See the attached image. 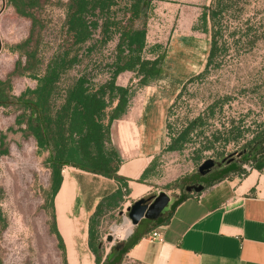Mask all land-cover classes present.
<instances>
[{
    "label": "rangeland",
    "instance_id": "obj_1",
    "mask_svg": "<svg viewBox=\"0 0 264 264\" xmlns=\"http://www.w3.org/2000/svg\"><path fill=\"white\" fill-rule=\"evenodd\" d=\"M68 1L50 0L42 7L33 9L39 25L33 30L29 46L36 48L39 62L34 71L37 73H42L54 52L69 44L63 26V3ZM136 2L116 0L111 13L122 21L130 14ZM235 6L236 11L224 17L226 28L223 33L227 51L221 66L211 69L203 78L186 83L181 97L171 110L170 123L174 129L179 128L186 118L191 119L203 112L214 99L225 95L228 98L216 107L213 116L208 117L203 134L198 135L193 143L180 152L162 150L155 156L152 161L154 174L150 178L148 192L142 196L127 194L117 209L104 213L99 225L103 252L127 237L119 236L117 229L125 219H130L127 206L134 200L164 191L170 196V202L164 209L166 211L182 195L187 185L195 182L205 184L214 178L235 174L239 168L244 169L246 162L242 161V155L249 148L247 143L254 135L264 131V0H237ZM183 9L158 3L156 5V2L151 1L145 21L144 54L150 57L156 56V53L165 54L161 68L164 74L159 76L160 84L164 89L169 88L175 96L190 77L203 70L210 43V32L194 29L198 20L190 26L182 16ZM188 9L191 14V8ZM30 28L29 18L19 15L6 0H0L1 79H6L17 59L25 62V56L18 51H11V46L25 40L30 34ZM245 34H254L258 39L250 46L245 43ZM118 36L116 31H112L108 37L97 29L93 40L85 43L79 52L81 54L86 46L94 43L93 49L83 54L82 61L62 77L61 86L71 84L86 71L95 74L92 78L94 85L104 82L109 76L105 64L114 59ZM177 40L188 43V52H181L183 64L175 67L172 64V53ZM155 44L160 45L158 51L150 53L149 49ZM137 81L138 77L133 71L121 73L116 80L118 85L132 84L130 86L134 93L130 99L131 107L138 98L144 101L149 90L144 87L139 90ZM176 82L179 83L177 88L174 87ZM35 85L36 81L30 77L29 71L22 75L15 74L11 77L10 93L19 95L27 87L34 88ZM108 99H111L110 95ZM150 102L147 107L154 105L156 110L160 109ZM172 102L167 108V114ZM18 113L20 110L14 105L0 106V134L5 135L1 149L7 148L6 153H0V260L2 264H86V253L81 257L71 255L70 263L66 249L63 254L59 248L58 238L52 230L53 222L55 225L57 223L50 198L48 152L38 149L35 139L28 132L21 131L26 125L16 124ZM123 120H128L129 127L135 126L136 120L125 113L113 121L111 127H116ZM231 130L238 137L227 141L232 136ZM164 133L168 142L166 122ZM121 138L129 139L130 142L135 140V137L128 134ZM203 146L208 148L196 159L194 150ZM209 158L214 160V167L208 174L201 176L198 166ZM147 223L151 222L143 221L142 225ZM134 228L135 225H132V231ZM112 229H115L118 238L115 237L111 245L106 235L112 233ZM70 253H73L72 250Z\"/></svg>",
    "mask_w": 264,
    "mask_h": 264
},
{
    "label": "trees",
    "instance_id": "obj_2",
    "mask_svg": "<svg viewBox=\"0 0 264 264\" xmlns=\"http://www.w3.org/2000/svg\"><path fill=\"white\" fill-rule=\"evenodd\" d=\"M6 1L19 15L30 19L31 28L25 40L11 46V51H18L25 56V62L22 63L20 59H17L6 79L0 78V106H16L20 110L16 116V124L24 123L26 128L21 131L28 132L35 139L38 149L48 152L47 164L51 173V205L60 187L61 171L64 166H73L116 181L118 187L99 200L89 217L88 246L95 256V264H120L122 255L137 242L138 238L116 242L110 247L104 261L100 262L103 254L102 242L99 238L101 217L106 211L117 209L130 191L127 179L118 174L121 158L118 149L111 142L110 129L112 122L120 119L127 112L134 93L131 86L123 87L116 83L118 75L125 71H133L138 77L137 86L139 88L154 82L161 73L165 54L156 53L160 45L155 44L149 49L150 53H156V56L150 57L144 54L145 21L152 0H137L130 14L122 21L116 19L111 13L116 0H69L63 3V26L69 37V44L54 52L42 73L34 71L39 59L36 57V48L29 46V43L34 28L39 25L33 9L42 7L50 0ZM236 3L237 0H212L210 5L205 6L200 13L199 24L194 25V29L205 32L210 23L209 49L203 70L183 84L169 107L166 119L168 142L163 149L165 152H180L188 144L193 143L198 135L203 134V127L208 117L213 116L216 107L228 98V95H225L214 99L203 112L191 119L186 118L179 128L174 129L170 123L171 110L181 97L186 83L203 78L211 69L221 66L227 51V41L223 33L226 28L223 24L224 17L236 11ZM97 29H100L102 34H107L108 37L112 31L119 34L114 59L105 64L109 74L108 78L94 85L92 78L95 74L86 71L71 84L62 87V77L82 61L83 54L93 49L94 43L86 46L81 54L79 52L85 43L93 40ZM246 32L248 33V29ZM245 35V43L250 46L258 39L254 34ZM26 71H29L30 77L36 81L35 87H27L19 95L11 94V77L15 74H25ZM108 95L111 99H108ZM230 133L232 136L227 138V141L238 137L233 135L234 130ZM4 138L5 135L1 133L0 153L2 154L7 152V148L1 149L4 145ZM247 145L249 148L242 155V161L254 162L264 155V131L254 135ZM207 148L208 146H203L195 149V158L199 159L202 151ZM238 172L245 173L242 168L236 171ZM224 178L220 176L210 180L203 184V190ZM194 184H199V182ZM192 194L198 193L185 190L174 205ZM163 216L162 214L153 221ZM52 230L58 238L59 248L65 254L64 243L55 222H53ZM0 264H2L1 260ZM65 264L69 263L65 262Z\"/></svg>",
    "mask_w": 264,
    "mask_h": 264
},
{
    "label": "crops",
    "instance_id": "obj_3",
    "mask_svg": "<svg viewBox=\"0 0 264 264\" xmlns=\"http://www.w3.org/2000/svg\"><path fill=\"white\" fill-rule=\"evenodd\" d=\"M152 1L161 6L183 7L182 16L191 26L211 0ZM200 8L202 11L198 12ZM205 32H210L209 24ZM181 52H188V43L177 40L172 53L175 67L183 64L178 59ZM159 76L152 82L155 85L142 86L149 89L144 101L138 98L128 107L126 113L136 120L135 126L129 127L128 120H123L110 129L111 142L121 158L118 174L127 179L129 194L136 196L149 191L150 178L154 174L152 161L167 143L166 114L175 93L164 89ZM178 86L176 82L174 87ZM150 101L160 109L156 110L154 105L147 107ZM127 134L135 140L121 138ZM251 163L245 173L225 177L200 193L169 206L159 220L141 219L123 240L138 238L122 255L120 264H264V155ZM61 174L62 181L53 205L56 227L63 238L69 262L72 256L81 257L86 253V264H95V256L88 246L89 217L99 200L112 193L118 184L111 178L73 166H64ZM143 221L151 223L142 225ZM155 228L162 233V239H147L146 235ZM109 250L103 252L101 263Z\"/></svg>",
    "mask_w": 264,
    "mask_h": 264
},
{
    "label": "water",
    "instance_id": "obj_4",
    "mask_svg": "<svg viewBox=\"0 0 264 264\" xmlns=\"http://www.w3.org/2000/svg\"><path fill=\"white\" fill-rule=\"evenodd\" d=\"M214 163V160L211 158L205 159L198 166L197 170L199 174L205 175L208 173L214 167ZM203 188L204 185L199 183L187 185L185 190L187 192L199 193L203 190ZM169 202L170 196L164 191H159L153 196L140 197L137 200H134L131 205L127 206L128 217L130 218L132 225H137L143 218L148 220H156L162 216L164 209L167 207ZM106 240L108 242H113V233H108L106 235Z\"/></svg>",
    "mask_w": 264,
    "mask_h": 264
},
{
    "label": "bare ground",
    "instance_id": "obj_5",
    "mask_svg": "<svg viewBox=\"0 0 264 264\" xmlns=\"http://www.w3.org/2000/svg\"><path fill=\"white\" fill-rule=\"evenodd\" d=\"M179 51V50H178ZM179 53V52H178ZM178 59H181V62L183 61L182 57H180V55L178 56ZM177 88V87H175ZM65 174V171H64ZM115 231V229H114ZM132 231V223L130 221V219H125L124 223L122 225H120L117 229V234L119 236H127L130 232ZM115 234L116 237H118V235H116V232L113 233V235Z\"/></svg>",
    "mask_w": 264,
    "mask_h": 264
},
{
    "label": "built area",
    "instance_id": "obj_6",
    "mask_svg": "<svg viewBox=\"0 0 264 264\" xmlns=\"http://www.w3.org/2000/svg\"><path fill=\"white\" fill-rule=\"evenodd\" d=\"M145 44H146V36H145ZM146 46V45H145ZM251 162H248L244 165V169L248 170L251 167ZM114 237V241H115V236ZM146 238L149 240H161L162 239V233L158 230V229H153L151 233H149L148 235H146ZM113 241V242H114ZM113 242H109L110 244Z\"/></svg>",
    "mask_w": 264,
    "mask_h": 264
}]
</instances>
